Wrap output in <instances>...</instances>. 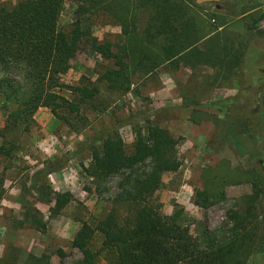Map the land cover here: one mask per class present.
<instances>
[{"label": "rangeland", "instance_id": "rangeland-1", "mask_svg": "<svg viewBox=\"0 0 264 264\" xmlns=\"http://www.w3.org/2000/svg\"><path fill=\"white\" fill-rule=\"evenodd\" d=\"M20 1L0 0V4L11 8ZM184 1L193 3L188 4L190 14L200 34L218 29L222 41L243 51L239 68L229 72L203 65L174 68L168 63L136 68L126 92L112 91L101 77L115 68L113 61L104 60L84 43L61 76V83L95 86L100 93L82 104L78 114L60 110L65 121L56 119L48 108H39L30 121L22 120L14 126L8 115L17 106L5 99L0 88V264H36L32 257H44L49 264H80L81 254L72 247V240L83 222L95 226L114 211L121 224L130 223V207L115 201L121 177L113 176L98 184L86 175L83 167L89 166L91 155L85 146L89 137L118 126L125 150L131 153L137 130L141 129L143 137L147 135L143 116L178 141L176 156L181 164L176 172L162 175L161 185L148 203L164 216L181 209L183 223L202 248L213 237L219 243L229 238L232 224L228 213L238 210L243 215L249 205L243 198L253 192L251 183L243 181L245 178H240L237 171L247 172L264 162V99L258 102L239 96L242 88L264 84L260 76L264 74V0H223L215 4ZM76 9L77 5L69 0L63 4L58 26L67 34ZM151 14L148 7L137 10L138 36ZM82 26L99 43L111 42L114 53L125 42L121 27L102 10L87 13ZM147 49L135 48L133 54L139 57L141 51L156 53L152 47ZM4 77L0 67V81ZM13 78L21 80L19 74ZM56 92L69 101L76 99L66 89ZM228 99H238V105L225 104ZM60 162H64L63 167L45 181L53 192H69L73 201L51 217V196L37 194L31 181L40 169ZM226 170L232 172L228 177ZM261 172L264 175L263 168ZM262 181V193L250 214L259 236L246 264H264V176ZM221 189L219 202L206 208L195 204L197 191L208 190L215 195ZM26 208L41 213L46 223L44 231L23 222ZM101 242V235L96 233L92 250L97 251ZM97 263L112 264L106 253L97 257Z\"/></svg>", "mask_w": 264, "mask_h": 264}, {"label": "trees", "instance_id": "trees-1", "mask_svg": "<svg viewBox=\"0 0 264 264\" xmlns=\"http://www.w3.org/2000/svg\"><path fill=\"white\" fill-rule=\"evenodd\" d=\"M65 1L21 0L11 8L0 4V67L5 73L0 88L5 99L17 106L8 115L11 126L22 120L30 121L39 108H48L56 119L65 121L60 110L78 114L82 104L100 93L95 86L61 83V76L69 70L70 62L84 43L104 60L113 61L115 68L107 70L101 77L112 91L126 92L136 68H155L168 63L174 68L183 65L194 69L203 65L233 72L241 65L243 51L222 41L218 29L216 33L200 34L190 14L188 4L193 3L184 0H69L77 5V9L67 34L58 26ZM145 7L150 8L152 14L138 36L136 12ZM99 10L108 13L121 27L125 42L118 53L112 50L111 42L99 43L82 26V18L87 13ZM136 40L138 44H133ZM138 47H152L156 53L142 54L141 51V56L135 57L133 51ZM14 74H19L20 82L14 80ZM260 76L264 81V74ZM254 87L242 88L239 96L264 99V84ZM63 89L70 91L76 99L69 101L56 92ZM225 104L237 106L238 99H228ZM143 121L147 135L143 137L141 129L137 130L129 154L117 132L118 126L103 129L87 140L85 147L90 152L91 162L88 167H83L85 174L98 184L113 176L121 177L115 201L126 203L133 215L130 223L124 225L114 211L95 226L83 222L72 240V247L81 254L80 264H98L97 257L101 253H106L112 264H246L259 236L250 214L262 193L264 162L247 172L237 171V175L253 187L252 194L243 198L249 204L246 212L242 215L238 210L230 211L229 238L219 243L213 237L210 244L202 248L199 239L193 237L183 223L181 209L164 216L148 203L159 189L162 175L176 172L181 164L176 156L178 141L148 117L143 116ZM0 151L2 153L3 148ZM146 163L147 168L142 170ZM63 165L64 162L47 165L32 176L33 190L39 195L51 196L48 198L50 203L53 202L51 217L59 215L73 201L69 192H53L45 181ZM229 173L232 174L226 170L225 176ZM222 196V189L215 195L208 190L197 191L195 204L206 208L219 202ZM23 222L41 231L46 228L36 209L26 208ZM96 233L101 235L102 242L100 248L93 251L91 242ZM208 234L205 229L206 238ZM59 254L62 255L60 251ZM31 259L36 264H49L44 262V257Z\"/></svg>", "mask_w": 264, "mask_h": 264}, {"label": "water", "instance_id": "water-1", "mask_svg": "<svg viewBox=\"0 0 264 264\" xmlns=\"http://www.w3.org/2000/svg\"><path fill=\"white\" fill-rule=\"evenodd\" d=\"M197 4H201V3H216V2H220L223 0H195Z\"/></svg>", "mask_w": 264, "mask_h": 264}]
</instances>
